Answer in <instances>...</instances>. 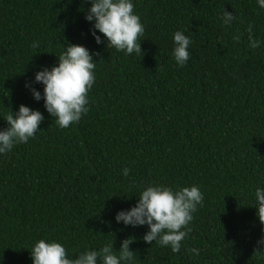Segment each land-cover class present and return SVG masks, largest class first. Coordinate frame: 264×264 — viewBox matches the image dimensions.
I'll use <instances>...</instances> for the list:
<instances>
[{"label": "trees", "instance_id": "obj_1", "mask_svg": "<svg viewBox=\"0 0 264 264\" xmlns=\"http://www.w3.org/2000/svg\"><path fill=\"white\" fill-rule=\"evenodd\" d=\"M132 3L145 29L140 55L107 47L98 31L96 43L91 0H0V131L21 105L44 117L34 138L0 154V264H33L41 239L76 259L108 243L119 252L129 238L132 264H264L255 199L264 189V9L257 0ZM224 11L236 17L230 26ZM249 25L259 48L249 47ZM176 31L192 41L184 67L172 56ZM68 45L89 50L96 79L88 113L60 129L34 81ZM148 186L203 194L179 253L145 243L147 225L115 220Z\"/></svg>", "mask_w": 264, "mask_h": 264}, {"label": "clouds", "instance_id": "obj_2", "mask_svg": "<svg viewBox=\"0 0 264 264\" xmlns=\"http://www.w3.org/2000/svg\"><path fill=\"white\" fill-rule=\"evenodd\" d=\"M258 6L264 9V0H257ZM236 17L226 11L223 13V23L230 26ZM86 20L95 21L93 25L96 43H102L96 31L107 39V47L115 48L125 55L133 53L140 55L141 43L139 38L145 29L140 17L134 13L132 0H91V8ZM249 47H260V41L252 34V25L247 28ZM239 42L240 36L233 37ZM175 47L172 56L175 63L184 67L189 60V45L191 39L183 31L173 35ZM30 47H39V42H33ZM96 63L93 55L83 46L68 45L58 57V66L50 71L44 69L35 75V83L44 85V107L55 118L60 129H67L78 123L82 116L89 111V92L95 83L94 70ZM26 87L30 85L26 84ZM36 101L41 99L40 92L31 89ZM44 117L39 111H34L21 105L15 114L10 112L5 120L9 127L0 131V154H7L18 144H26L38 133ZM130 169H123L127 177ZM203 194L198 186L183 187L174 190L166 186H148L142 191L135 207L128 211L117 213V223L132 227L147 225L150 229L143 237L145 243L155 242L160 247H168L173 253H179L181 243L191 233L189 227L193 214L202 205ZM257 202V217L264 225V189L255 191ZM132 239L121 243L119 252L113 250L114 243L105 244L98 251L90 250L78 254V258L69 257L66 248L58 242L37 241L32 250L33 264H132L136 253L130 250ZM264 245V239L257 242ZM189 253L199 254L195 248L188 249ZM257 251L256 253H258Z\"/></svg>", "mask_w": 264, "mask_h": 264}]
</instances>
